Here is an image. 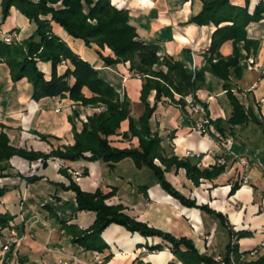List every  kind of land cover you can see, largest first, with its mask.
Returning <instances> with one entry per match:
<instances>
[{
  "label": "crops",
  "instance_id": "1",
  "mask_svg": "<svg viewBox=\"0 0 264 264\" xmlns=\"http://www.w3.org/2000/svg\"><path fill=\"white\" fill-rule=\"evenodd\" d=\"M110 1L113 5L128 10L130 22L135 26L138 37L146 42L156 43L159 55L176 56L192 73L204 66L205 55L215 26L213 24L200 26L189 22V18L200 11L201 0ZM229 1L239 6L245 3V0ZM259 1L249 0L250 12ZM52 28L55 34L83 59L101 71L112 70L106 77L113 83L119 81L120 89L125 91L130 100L131 115L137 118L143 109L139 102L141 79L130 76L128 63L117 64L114 69L104 66L94 48L86 47L82 40L72 38L61 27L52 25ZM11 29H16L18 39L22 40L32 34L35 25L12 7L8 16L0 23V39L3 33ZM246 31L249 38L258 42V48L255 53L248 55L253 59L251 64L247 59L242 58L241 77L231 79L233 93L246 107L251 108L256 119L264 125V16L259 21L250 22ZM219 52L224 57L230 55L232 42L225 41L220 46ZM102 53L110 54V50L105 48ZM37 65L46 77L50 76V62H38ZM65 68L66 65H59L58 71L61 73ZM222 84L221 79L205 72V85L196 92L197 97L207 104L208 113L213 120L219 117L225 120L231 111ZM8 87L9 84L5 85V89ZM11 89L12 98L16 103L14 114L17 120H15L20 126L31 128L39 114L38 126H43V130L48 134L57 136V139L47 141L29 136L22 143L28 150L32 148L47 153L52 147L71 142L72 138L66 135L69 129L66 127L65 117L60 118L57 115L63 113L67 118L75 105L65 97H47L37 102L33 101L32 87L26 78L12 82ZM152 100L153 93L149 96V101ZM133 103L140 107L133 109ZM57 108H60V111L56 112ZM80 108L84 110L83 107ZM48 110H52L55 117L48 116ZM80 116L82 117L83 114ZM196 118L197 115L189 112L188 108L184 113L178 105L165 99L158 103L149 123L151 130L158 132L166 156L200 155L202 167L213 165L218 156H223L227 160V166L222 173L211 180L201 179L198 185H194L186 177L183 168L169 169L165 172V176L185 196L194 198L197 203H206L212 209L221 212L229 227L197 208L182 205L159 186L154 176L145 171V167L136 168L130 158L116 162L113 167H109L101 160L89 163L78 160L66 163L57 158L47 159L45 168L41 159L29 162L14 157L11 164L24 176L44 175L38 181L40 184L48 182L44 174L48 165L56 169L54 179L63 183H67V180L58 171L62 165L80 171L88 166V176H81L77 182L82 190L93 192L97 188L103 191L114 188L115 194L106 200L108 204H122L125 212L135 219L176 237L190 238L200 252L214 258L225 252L230 240L229 229L249 231L248 236L237 240L238 250L247 251L241 255L240 261L255 260L264 254V246H260V243L264 242V135L258 130L259 141L252 143L250 148H245L242 142L237 146V139H233L231 152L248 160V167L243 172L233 154L223 152L221 143L214 141L209 135L192 129ZM22 121L23 123H20ZM255 124L253 121H248L235 128L243 133L245 129H254L257 126L260 128L259 124L256 126ZM127 127L128 121L124 120L120 124L119 131H125ZM112 139L113 144L118 147H134L138 144L136 137L125 140L120 135H115ZM247 141L246 139L244 142ZM155 162L159 163L157 160ZM139 173L140 175L135 177ZM243 176L244 180H242ZM236 180L239 182V187L231 194V185ZM18 181L24 182L23 192L22 189L14 186ZM6 182L13 183L15 188L12 190L13 195L9 196L12 198L11 201L5 197L0 198V212L11 213V207L14 205L12 208H18V214L16 211L12 213L17 215L14 222L22 221L23 227L16 229L20 238L18 245L11 246L8 251H2L0 248V264H98L99 259L102 260L100 264H136L137 261L150 264H167L169 261H174L175 264H182L168 248L150 251L144 246L156 244L160 242V238L143 237L138 233L127 231L118 224H110L101 233L102 239L108 245L106 249L102 252L85 250L72 242V235L65 232L57 220L58 218L66 220L67 224L85 229L95 218L92 211L74 210V193L71 190L64 191L55 186L32 188L29 183L21 181L17 176L0 178L1 185ZM140 185H147L146 195L139 190ZM253 248H258V252L251 255L248 251ZM108 254L110 258L104 260Z\"/></svg>",
  "mask_w": 264,
  "mask_h": 264
},
{
  "label": "trees",
  "instance_id": "2",
  "mask_svg": "<svg viewBox=\"0 0 264 264\" xmlns=\"http://www.w3.org/2000/svg\"><path fill=\"white\" fill-rule=\"evenodd\" d=\"M59 1L60 4L55 6ZM201 3L200 11L191 16L189 22L200 26L213 24L215 29L205 55L206 63L192 73L176 56L159 55L156 43L140 39L135 26L130 22L128 10L113 5L110 0H1L0 22L5 20L13 7L35 25L32 34L22 40L6 43L0 39V64L8 67L11 81L26 78L32 87L31 99L36 102L47 97L67 98L75 105L72 114L80 122L76 124L72 116L68 115L71 142L52 147L47 153L16 147L10 143L7 133L0 131V178L17 176L26 183H32L44 177L42 174L23 176L18 171L8 172V169L13 168L9 160L15 155L30 162L38 159L45 162L49 158H57L66 163L101 160L109 167L124 158H130L136 168H149L159 186L182 205L197 208L229 227L221 212L206 203H197L194 198L185 196L165 176L169 169L183 168L186 177L194 185H198L201 179L211 180L218 176L227 165L215 162L211 166L202 167L200 155L166 156L158 132L152 131L149 123L156 106L165 99L178 105L184 113L187 112L185 97L192 95L194 100L199 101L196 92L205 85V72L223 81L222 86L231 108L225 120L220 117L211 120L222 136L233 137L231 127L235 125L248 121L262 123L256 119L251 108L246 107L233 93L231 79L241 77L242 58L246 60L258 48V42L247 36L246 27L250 22L263 18L264 1L260 0L251 12L249 0H245L242 6L234 5L229 0H201ZM52 25L61 27L72 38L82 40L86 47L94 48L104 66L128 63L130 76L141 79L139 102L143 109L137 118L131 115L130 100L125 91L120 89L119 81L113 83L107 77L101 76L102 71L83 59L55 34ZM228 40L232 42V52L224 57L219 48ZM105 48L110 50V54L102 53ZM62 61L66 68L60 73L58 66L62 65ZM38 62H50L49 77L39 69ZM152 93L153 100L150 102L149 96ZM201 103L208 115L207 104ZM124 120L128 121V127L125 131H119ZM224 122L227 126H224ZM115 135H120L122 139L136 137L138 144L134 147H118L113 144L112 136ZM37 136L43 141H47L49 137L57 139L56 136L45 133H38ZM68 168L70 167L62 165L58 169L67 183L55 181L54 184L64 191L71 190L74 193L75 211H92L95 218L85 229L67 224L66 220H57H60L65 232L72 235V242L85 250L102 252L106 249L108 245L102 239L101 233L110 224H118L131 233L160 238V242L144 246L150 251L168 248L182 264H264V254L255 260L240 261L241 255L247 251L238 250L237 240L248 236L249 231L229 229L230 240L225 252L217 260L200 252L190 238L176 237L167 231L149 226L126 213L122 204H108L106 200L115 194L114 188L109 191L101 188L93 192L82 190L72 179ZM87 173V167H84L81 174ZM238 187L239 182L236 180L231 185L230 193ZM138 188L146 195L147 185H140ZM4 192L5 188L0 187V197ZM16 216L8 211L0 212V239L4 237V230L7 228L23 227L22 221L14 222ZM251 251L252 249L248 253ZM109 258L110 254L104 260ZM136 264L150 263L137 261ZM167 264L175 262L169 261Z\"/></svg>",
  "mask_w": 264,
  "mask_h": 264
},
{
  "label": "rangeland",
  "instance_id": "3",
  "mask_svg": "<svg viewBox=\"0 0 264 264\" xmlns=\"http://www.w3.org/2000/svg\"><path fill=\"white\" fill-rule=\"evenodd\" d=\"M0 4H1V0H0ZM59 4H60V1L57 2L54 5L57 6ZM54 26H57V25H54ZM13 30L16 31V29H11L10 31H13ZM14 40H19L18 39V33H17V31H16V38L12 36L11 42L14 41ZM114 67L115 66H112L113 69H114ZM111 72H112V70H110V71H107V70L106 71H102V72H100V75L103 76V77H106ZM7 84H9V87L7 89H5V85H7ZM11 86H12V81L10 79L8 67L5 64H0V121H1L0 122V131H4V132L7 133L8 137L10 139V143L13 144L14 146L19 147V148H23V149H27V147H25L22 144V143H24V140L27 137H29V136H31V137H35V136L38 137L37 136L38 133H45V134H48V133L43 130V126H41V125L38 126L39 114L34 119V122H33V125H32L31 128L30 127L25 128L23 125L20 126L19 122L16 121L17 120L16 119L17 117L14 114V110H16V108H15L16 107V103H15V101L12 98V95H11L12 94V91H13L11 89ZM3 93H7V94L4 95ZM132 106H133V109H136L137 107H140V105L138 106L136 103H133ZM47 114L50 117H55V114L53 113L52 110H48L47 111ZM70 115L72 116V118H73L74 122H76V124L80 122L79 118H77L75 115H73L72 113ZM57 117H60V118L65 117L66 127H67V129H69L68 130L69 132L67 134L66 133H63V134L64 135L66 134L67 136H70V138H72L71 124L67 120L66 116L62 113L60 115H57ZM20 123H23V121L20 122ZM259 125H260V128L257 126V128L255 127L254 129H245V132H243V133L241 131H239L238 129H236L238 127V125H235L236 128H235V126L231 127L230 124L228 126L231 127L232 130H233V139H235V138L237 139L236 140V145L239 146L240 143L242 142V143L245 144V148H250V146L252 145V143H256L257 141H259V139L257 137L258 136V133H259L258 130H260L262 132V134L264 135V133H263L264 125H263V123H261ZM224 126H227L225 122H224ZM255 126H256V124H255ZM255 135H256V137H255ZM54 136H56V135H54ZM48 139H55V138L49 137ZM246 139L248 141L245 143L244 141ZM125 140H128V139L125 138ZM14 157H16V158L17 157L22 158V157L17 156V155L12 156L10 158V160H9L11 167H12V164H11L12 162L11 161L13 159H15ZM22 159H24V158H22ZM86 167H88V166H86ZM144 169L150 175L154 176L153 173H152V171L149 168L145 167ZM7 171L12 173V172H15L17 170L13 167V168L8 169ZM56 173H57L56 172V169L54 167H52L51 165H48L47 168L44 170V174L48 178V182H46L44 184H40L38 182L39 181L38 180V181H35V182H32V183H29V185L32 188L33 187L34 188L36 187L38 189H40L39 187H42V188H50V187H54V186L57 187V188H59L58 185L54 184V182L57 181L56 179H54V175ZM139 175H140V173L137 174V176H135V177H138ZM82 176L83 177H87L88 176V173L86 175H82ZM9 177H13V176H9ZM21 181H24V180H21ZM14 184H15L14 186H17L20 189H22L21 192H23L24 187H25L24 182H19L18 181L17 183H14ZM0 187H4L5 188V192H4V194H3L2 197H5L8 201H11L12 198H9V196H12L13 195L12 190H13V188H15V187H13V183L6 182L3 185H1V183H0ZM14 204H15V202H14ZM13 206L14 205H12V207ZM12 207H11V213H14V211H16L17 214H18V208H12ZM58 223L60 224V220H58ZM5 232H6V230H4V233ZM2 242L3 241L0 239V243H2Z\"/></svg>",
  "mask_w": 264,
  "mask_h": 264
},
{
  "label": "built area",
  "instance_id": "4",
  "mask_svg": "<svg viewBox=\"0 0 264 264\" xmlns=\"http://www.w3.org/2000/svg\"><path fill=\"white\" fill-rule=\"evenodd\" d=\"M33 1H37V0H33ZM12 36L16 38V31L15 30L3 33V36L1 39L6 43H10ZM247 62L251 64L253 62V59L251 57H248ZM62 65H65L64 61H62ZM196 96H197V93H196ZM199 98L197 97V99H199ZM185 101H186V107L188 108L189 112L197 115V119L194 120L192 129L201 133V134L209 135L214 141H217V142L222 144L223 152L233 154L230 150L231 145L233 143V137L231 135L222 136L214 128V126L211 123V120H213L212 117L209 115V113L207 115L206 109L203 106V104L201 103L203 101H201L200 99H199V101L194 100L192 95H187L185 97ZM55 111L56 112L60 111V108L55 109ZM187 155H189V154H187ZM232 156L235 158L236 162L241 165L242 170L244 172V170L248 167V160L242 156H237L234 154ZM215 162L219 163V164H226L227 165V160L223 156H218L216 158ZM67 171L70 173L72 179L75 182H78L82 176L81 171L79 169L68 168ZM244 179H245V177L243 176L242 180H244ZM1 240L3 241L0 244L1 250L2 251H8L11 246L18 245L20 238L17 236L16 229L14 227H9L6 229L5 235ZM260 246L261 247L264 246V242L260 243ZM257 252H258V248H255V249H252L250 254L253 255ZM215 259L219 260L220 256L215 257ZM97 263L98 264L102 263V260L99 259L97 261ZM63 264H65V263H63Z\"/></svg>",
  "mask_w": 264,
  "mask_h": 264
},
{
  "label": "water",
  "instance_id": "5",
  "mask_svg": "<svg viewBox=\"0 0 264 264\" xmlns=\"http://www.w3.org/2000/svg\"><path fill=\"white\" fill-rule=\"evenodd\" d=\"M47 165L46 161L43 163V168H45Z\"/></svg>",
  "mask_w": 264,
  "mask_h": 264
}]
</instances>
